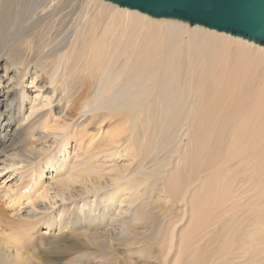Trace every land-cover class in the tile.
Returning <instances> with one entry per match:
<instances>
[{"label": "bare ground", "instance_id": "obj_1", "mask_svg": "<svg viewBox=\"0 0 264 264\" xmlns=\"http://www.w3.org/2000/svg\"><path fill=\"white\" fill-rule=\"evenodd\" d=\"M73 1L82 16L49 47L45 28L70 0H0V174H7L0 187L8 199L0 202V264H41L42 241L51 244L44 264H170L166 257L132 260L145 249L136 241L151 217L143 188L151 179L123 173L141 152L137 123L151 132V93L166 120L191 122L192 150L181 157H191L194 168L213 155L238 158L259 200L248 212L250 196L227 181L219 192L204 183L173 190L171 197L184 194V205L189 196L181 212L189 221L178 236L172 223L163 242L167 253L176 249L172 264L208 218L212 251L184 264H264V44L110 0ZM102 19L108 22L100 28ZM116 21L124 27L114 30ZM30 43L41 53L33 62L22 53ZM186 163L162 185L179 181ZM209 201L212 217L203 214Z\"/></svg>", "mask_w": 264, "mask_h": 264}, {"label": "rangeland", "instance_id": "obj_2", "mask_svg": "<svg viewBox=\"0 0 264 264\" xmlns=\"http://www.w3.org/2000/svg\"><path fill=\"white\" fill-rule=\"evenodd\" d=\"M28 1L29 0H21L22 4L24 5L25 4L27 5ZM70 1L71 2L68 3L65 9L57 14L59 18L57 16H56L57 18L55 17L56 24H51L49 26H46L45 28L46 32L44 33V36L42 38L44 39L45 42L46 39H48L49 37L48 39L49 41L48 40H47L48 42L46 41L47 43L50 42L49 47L51 45L52 46L57 45L58 47L59 42L63 39L65 30H67L71 22L76 19L78 14H80L81 16L83 14V12L77 8L74 1L73 0ZM187 21L190 23L189 20ZM107 22L108 20L102 19L100 23H97L96 25H99L100 28H103L107 24ZM123 27L124 24L122 22L120 21L114 22V26H113L114 30L116 29L119 30ZM136 33L138 34V37H135L133 39L134 41L133 44L137 43L138 39L141 36L139 31H136ZM51 35L54 36L52 37ZM46 42L45 45L47 44ZM135 47H137V45ZM25 49H24L25 51L22 50L23 55L25 56L26 59L28 58V60L30 59L32 62L36 59V55L37 57H39V55L41 54L39 53L37 47L36 49L34 48V45L32 43H30L29 47ZM122 59L123 56L120 55L118 58V62H122ZM85 60L90 63L91 60L93 59L91 56H88L85 57ZM31 91H34V89H31ZM154 98H155L154 93H151L149 95V99L152 102V105L150 106V113L148 115V118L151 119V122L148 124V130L151 129V132L143 133L145 127L137 123L135 128V140L137 145L140 147L141 152L136 154L134 161L127 167V169L124 168V173H123L126 174L128 171L137 172L136 176L138 178H142L145 180L151 179V182L148 186H143V188L147 192L146 195L151 196V203H152L150 208L151 217L149 219V224L147 225L145 231L142 233L143 237L142 236L139 237L136 241L138 248L141 247V244H144L145 249L143 252L136 251L132 256V260H138V263H142L141 260H146L150 262L152 260L157 259L158 257H166L167 263L172 264L174 262L175 256L177 255L176 249L175 252L173 251V249H171L170 252L167 253L165 250H163L165 248L163 242L165 240V237L167 236V233H169L172 229V227L170 228L172 223L176 227L175 233L178 236L179 233H181V231H184L188 227L187 224L189 221V214L187 215L186 213H185L186 216L184 215L185 218L181 220L182 218L181 212L183 210H186L187 212L189 196L186 198L187 204L184 205V203L181 201V196H183L184 194L181 195L180 197L178 196L171 197L170 195L173 190L182 189L183 186H185L186 189L193 190L194 184L204 183L206 185L205 189L212 191V188H214L215 191L219 192L222 189L224 182L227 181L233 183L236 191H242L240 186L244 188L245 192L244 191L240 192L244 197L250 196V200L252 201V204L250 205L251 207L249 208L248 212L252 211L254 208H256L259 205V200L255 201V198L253 196L255 190L249 186L251 184V179L246 177V171H243V169L239 167L238 158H233V157L228 158L229 156H227L226 158H220V157L215 158L216 155H213L212 159L206 161L204 165L197 166L194 168L190 164V159H192L191 157L190 159L187 158V156L186 159L181 157V155H183V151L185 148L190 149V151L192 150V146H193L192 139L187 133V128L189 126L188 124H191V122H188V124H186L185 123L186 120L183 119L182 115H180L177 120L173 119L172 117H170L169 120H166V117H163L162 115V107L157 104H154ZM185 109H188V107ZM164 123L167 124L163 125ZM122 128H123L121 134L122 136L125 137L126 133L130 134V124H124L122 125ZM190 128L192 127L190 126ZM158 161L159 163H163V165L158 169L159 170L158 173L152 176L154 168L156 167L155 165L158 164ZM211 161H212V165L209 164ZM185 162L188 163L184 164L186 168L184 169V173L182 174L179 181L169 183L168 185H162V182L165 180L168 174L177 165L178 167H180L181 164L183 165V163ZM217 170L221 171L220 177H217L215 175ZM6 176L7 174L3 171L2 174H0V181H2ZM8 180L10 179H7L5 181V183L7 182L6 184L11 182ZM176 183H178L179 187L176 186ZM2 190H3V186L0 187V196H3L4 194ZM5 197L6 196L0 197V202L2 203V205L6 204L8 201V199ZM169 197H171V199H169ZM163 198L164 201L166 202L162 200ZM229 213L233 215L234 209H231ZM203 214L207 215L208 217L209 216L212 217V201H209V206L205 209ZM244 217L245 216L241 217L240 219H243ZM203 220L204 219L198 221L196 224L197 226L195 225L193 231L191 232L192 234L190 235V237H192L191 240H193V242L187 248V250H183L182 254L180 253L179 261L177 262V264H184L189 256L192 257L212 251V240L210 244H208V240L212 237V219L208 218L205 219V221ZM209 220L211 221L209 222ZM200 222L202 223V225H200L201 224ZM205 223L208 224L206 225ZM209 223L211 224L209 225ZM204 231L206 232L208 231L209 233L203 236L205 233ZM196 233H198L199 235ZM233 233H235V229ZM176 239L178 240V237ZM68 243H70V240L68 241ZM207 244L208 246H206ZM39 245L40 248H37L38 255H36L37 257L36 259L41 264H44L45 259L50 255L51 244L47 243L46 241H42L40 242ZM160 247L162 248L165 254L160 255L159 252Z\"/></svg>", "mask_w": 264, "mask_h": 264}, {"label": "water", "instance_id": "obj_3", "mask_svg": "<svg viewBox=\"0 0 264 264\" xmlns=\"http://www.w3.org/2000/svg\"><path fill=\"white\" fill-rule=\"evenodd\" d=\"M154 16L184 18L190 23L243 35L264 43V0H110Z\"/></svg>", "mask_w": 264, "mask_h": 264}]
</instances>
